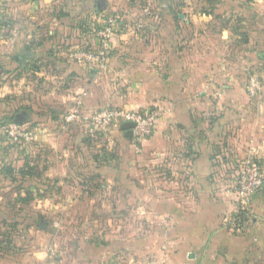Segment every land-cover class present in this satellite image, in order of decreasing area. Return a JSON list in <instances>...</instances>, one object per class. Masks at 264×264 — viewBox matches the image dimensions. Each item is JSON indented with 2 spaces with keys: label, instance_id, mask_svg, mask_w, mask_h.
<instances>
[{
  "label": "crops",
  "instance_id": "crops-1",
  "mask_svg": "<svg viewBox=\"0 0 264 264\" xmlns=\"http://www.w3.org/2000/svg\"><path fill=\"white\" fill-rule=\"evenodd\" d=\"M102 11L122 20L104 72L71 57ZM8 52L58 85L26 121L45 189L25 264H264V189L238 228L234 180L251 156L264 174V102L244 92L264 83V0H0ZM105 106L159 113L142 155L93 130Z\"/></svg>",
  "mask_w": 264,
  "mask_h": 264
},
{
  "label": "rangeland",
  "instance_id": "rangeland-1",
  "mask_svg": "<svg viewBox=\"0 0 264 264\" xmlns=\"http://www.w3.org/2000/svg\"><path fill=\"white\" fill-rule=\"evenodd\" d=\"M102 12V15H111L105 13L104 11ZM98 16L99 15H96L95 18ZM119 21L121 23V17L119 18ZM94 22L92 21V28L98 29L100 26ZM90 37L91 40L95 41L96 37L94 34L91 33ZM6 39L8 40V38ZM12 53L14 54V52ZM11 59L12 54L8 52L6 55L2 56V62L0 61V64L3 66L0 69V75H2L0 80L2 83H0V259H3V261L11 259L10 261L12 262L25 264L24 262L26 258L22 255L30 246V242L28 241L29 239L26 238V236H29L30 233L27 232L25 228H29L31 226L30 224H33L35 226L34 241L39 243L42 242V232L37 230L40 227L42 218L41 213H39L40 211H37L35 207L39 204L40 199L44 197L43 190L45 188L43 186L44 180L41 176V166H38V173L34 174L36 172V166L34 165L40 162L41 157L43 156V151L41 152V149H33L32 142L30 140L33 134L30 130V126L27 125V119L23 120L22 123H17L16 116L19 114H25L26 116H30L32 114V117L33 115L38 116L41 115L42 112H45V106L54 108L55 103L51 102L49 99L48 101L47 99H44L42 94L49 92L56 93L58 85L52 84L49 86L48 84H43L42 79H40L41 77L36 76V74L31 75L32 69L29 67L35 63L32 64L30 60L25 63L26 67L22 64V70L17 71L15 68L16 66L13 67V65H11ZM33 62H36V64L39 65L40 59ZM18 74H21L19 80L17 79ZM252 78L257 77L252 76L249 78L244 86V92L246 96H249L252 99L260 100L261 86L258 93L256 92L254 95L250 93L252 88L248 89ZM16 81L17 83H13ZM53 100L56 101V97H54ZM104 108L110 107H101L99 111L104 110ZM114 108L121 109L117 107ZM114 108L111 107V109ZM137 109L157 112L151 107ZM16 123L20 126L22 132V134L18 136V139H14L10 136V126ZM92 128L96 131V128L93 126ZM114 129L119 130L120 128H112L111 131ZM96 133L100 132L96 131ZM109 133L111 135V132ZM153 135L150 138H152ZM150 138H148L145 142H147ZM144 143L139 146L141 150L140 153L137 152L135 148L131 149V153L134 157L142 155ZM248 158H253V156ZM248 158L242 160L239 170L237 171L241 170L244 162ZM261 170L263 173L262 168ZM237 173L238 172H236L234 178L236 191L238 190L236 180ZM237 198V202H239L241 206V209H239L238 212L239 214L244 211L242 209V200L240 199L238 191ZM247 214L248 213L245 215ZM250 216L252 217L251 213ZM250 216L245 217L244 223L246 222L250 224ZM238 217L239 216L237 215V219ZM53 251L55 252L57 250ZM55 257L56 256H54V258ZM56 261L57 260H54L53 262ZM43 264H51V260L48 263Z\"/></svg>",
  "mask_w": 264,
  "mask_h": 264
},
{
  "label": "built area",
  "instance_id": "built-area-1",
  "mask_svg": "<svg viewBox=\"0 0 264 264\" xmlns=\"http://www.w3.org/2000/svg\"><path fill=\"white\" fill-rule=\"evenodd\" d=\"M100 17V18H99ZM119 16L116 15H99L95 22L100 27L95 28L92 34L95 35V43L87 49L79 47L71 53V57L85 67H96L100 72L107 70L109 58L112 52V41L115 37L116 26ZM261 83L257 78H252L248 87L252 88L251 94L258 93ZM159 121V113L150 110L138 109H111L104 108L99 111L91 120V124L97 132L109 133L112 128H120L123 123L131 122L133 128V142L137 152H141L139 146L150 138ZM22 134L20 126L16 123L10 126V136L18 139ZM237 186L240 199L242 200V209L250 216V205L255 196L262 190L264 184V174L258 161L248 158L243 167L237 173ZM249 220H252L250 216Z\"/></svg>",
  "mask_w": 264,
  "mask_h": 264
},
{
  "label": "water",
  "instance_id": "water-1",
  "mask_svg": "<svg viewBox=\"0 0 264 264\" xmlns=\"http://www.w3.org/2000/svg\"><path fill=\"white\" fill-rule=\"evenodd\" d=\"M26 119H27V116L25 114H19V115L16 116V122L17 123H22L23 120H26ZM121 128L126 131V136L127 137L132 138V136H133V131L132 130L134 128V124L133 123H131V122L123 123ZM262 189H264V184L262 186Z\"/></svg>",
  "mask_w": 264,
  "mask_h": 264
},
{
  "label": "trees",
  "instance_id": "trees-1",
  "mask_svg": "<svg viewBox=\"0 0 264 264\" xmlns=\"http://www.w3.org/2000/svg\"><path fill=\"white\" fill-rule=\"evenodd\" d=\"M260 97H261V100L264 102V83L261 84V92H260ZM258 195V194H257ZM256 195V196H257ZM246 212H240L238 214V219H237V223L236 224H239L237 225L236 227H240L241 224H244V221H245V217H246Z\"/></svg>",
  "mask_w": 264,
  "mask_h": 264
}]
</instances>
